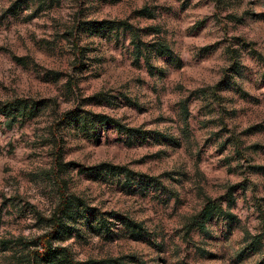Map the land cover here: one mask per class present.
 Listing matches in <instances>:
<instances>
[{
    "label": "rangeland",
    "instance_id": "374dc122",
    "mask_svg": "<svg viewBox=\"0 0 264 264\" xmlns=\"http://www.w3.org/2000/svg\"><path fill=\"white\" fill-rule=\"evenodd\" d=\"M64 194L74 261L264 264V0H0V264Z\"/></svg>",
    "mask_w": 264,
    "mask_h": 264
},
{
    "label": "trees",
    "instance_id": "16d2710c",
    "mask_svg": "<svg viewBox=\"0 0 264 264\" xmlns=\"http://www.w3.org/2000/svg\"><path fill=\"white\" fill-rule=\"evenodd\" d=\"M161 47L159 49L160 54H170L171 48L166 43H161ZM105 121L110 120L105 116H102ZM117 128L123 129V126L120 123H116ZM136 131V130H135ZM75 200L69 199L67 196H63L61 203L57 211L54 213L52 218V228L51 231L43 234L39 238L40 248L33 250L31 252L34 262L32 264H115L114 260L108 261H92L91 259L85 262L74 261L73 256L67 247L63 246H54L52 240L54 239H66L71 232V226L69 225V220L72 219L75 213ZM74 208V209H73ZM78 212V211H77ZM220 213L224 214L226 218H233V215L229 211H225L223 207L218 204L213 199H208L204 208L200 213V219L197 217L194 219L193 223H198L201 229H206V221L210 220V218L215 214ZM134 229L139 233V236L143 235L145 232L143 227L136 222H133ZM132 224V225H133ZM105 227V226H104ZM107 227V226H106ZM105 227V228H106ZM257 242V239H254ZM121 260V259H120ZM117 264H123L119 260L116 262Z\"/></svg>",
    "mask_w": 264,
    "mask_h": 264
}]
</instances>
